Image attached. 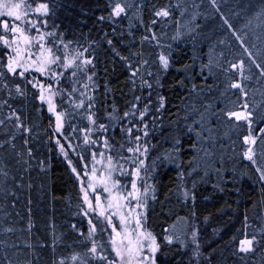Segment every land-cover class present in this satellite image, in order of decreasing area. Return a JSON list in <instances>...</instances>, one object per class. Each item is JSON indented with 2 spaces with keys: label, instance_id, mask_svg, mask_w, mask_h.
<instances>
[{
  "label": "trees",
  "instance_id": "trees-1",
  "mask_svg": "<svg viewBox=\"0 0 264 264\" xmlns=\"http://www.w3.org/2000/svg\"><path fill=\"white\" fill-rule=\"evenodd\" d=\"M116 2L126 12L102 21L100 17H109L114 7L112 0H27L32 8L48 5V13L38 16L39 25L46 45L62 62L76 52H83L79 60H92L87 71L81 72L74 64L58 70L64 75L56 83L48 82L58 92L57 110L63 115L59 132L53 115L39 99L37 83L48 78L35 71L25 72L24 77L20 71L15 76L8 73L9 49L0 41V79L12 89L9 95L0 88V102L6 100L24 127L31 129L17 134L14 141L16 152L22 154L19 162L12 157L11 145L0 147L9 177L3 186L14 193L0 198V226L15 229L0 233L4 242L0 262L114 264L107 222L94 217L96 231L89 235L82 189L72 168L82 174L91 152L105 151L120 167L118 179L129 177L123 175L134 169L132 163H125L131 145L120 131L129 121L120 123L119 118L130 110L135 96L144 98L141 110L151 96V114L146 117L149 135L141 141L149 150L139 157L144 170L138 185L143 190L151 186L145 196L143 223L158 244L156 264H264V180L257 171L258 166L264 168V139L251 145L256 163L244 157L249 147L244 137L264 128V69L253 64L254 59L264 65V0ZM161 9L169 15L155 16ZM0 35L11 37L1 24ZM161 54L168 58L166 69L159 62ZM144 60L149 63L141 67ZM240 62L243 75L240 70H223ZM137 69L140 74L133 88L130 77ZM149 72L153 74L150 78L145 75ZM141 77L153 87H140ZM234 82L243 91L233 89ZM17 85L23 95L15 92ZM89 97L95 105L91 112L97 129L91 138L101 142L95 146L84 144L85 130L93 127L86 118ZM81 98L83 107L76 108ZM245 104L253 113L251 130L247 121L227 115L245 112ZM7 115L9 108L4 107L0 118ZM109 115L117 119L109 121ZM101 123L109 126L106 134L98 131ZM13 130L6 123L0 140H8L5 132ZM105 136L115 151L104 149ZM57 140L66 146L67 156ZM121 167L127 172L122 174ZM253 236L252 251L239 252L240 240ZM94 245L97 252L91 253ZM101 255L107 259L101 262L97 259Z\"/></svg>",
  "mask_w": 264,
  "mask_h": 264
},
{
  "label": "snow or ice",
  "instance_id": "snow-or-ice-1",
  "mask_svg": "<svg viewBox=\"0 0 264 264\" xmlns=\"http://www.w3.org/2000/svg\"><path fill=\"white\" fill-rule=\"evenodd\" d=\"M27 2V0H25V3ZM112 2L114 3V7H112L111 13L109 15V17L105 18V17H100V19L103 21L105 19H112L115 17H120L122 14H124L126 12V7L125 6H121L120 2H116V0H112ZM213 3H215V0H213ZM24 5L21 3H0V9H4L5 11L0 12V15H6L7 17L10 18H14L15 21H19L21 23H23L26 27H30L33 29H38L39 25L36 21H33L31 19H28L29 16L33 15V14H47L49 11L48 5L45 3H41L39 4L34 11L31 9H26L23 13H21L19 10L23 7ZM169 15V11L166 9H161L160 11L155 12V16L159 17V16H164L167 17ZM153 23H155V21H153ZM228 21L225 20V24H227ZM3 29L5 30V33H7L8 31H10L12 33V35L15 37L17 33L20 34V37L23 38V42L27 45V46H31L33 43V40H35L36 38H28L26 36H24V29L21 28L20 26L13 24L10 28L9 23L7 21L3 22L2 24ZM49 35H54V33H49ZM45 40V36L43 34L39 35V39L36 40V42L39 44V47L41 49V52L38 56L35 57L34 60H32L31 64L32 66L39 64L40 67H37L35 70L40 72L41 74H47L51 77L54 78H58V76H63L64 73L60 72L59 74H57L56 72L51 71V66H57L59 67L62 63V66L64 69H70L74 64L75 66L81 71H87V66L92 64V60L88 59V58H84L82 60H79V57L83 56V52H76L75 55H71V59H66L65 61H61V57L56 56L53 52L52 49H47L48 52V57L45 58L44 56V49H45V45L43 43V41ZM0 41H3L4 44H9V40L5 38V35H0ZM21 42V40L19 38L14 39L12 41V43L15 44H19ZM71 43V42H69ZM107 43L109 45L112 44L111 40H108ZM64 48H68L69 45L68 44H64L63 45ZM84 51H87V49H85ZM15 55L13 57L9 58L8 64H7V72L11 73L13 76H15L17 74L18 68H20L24 61L22 59H20V57L22 55H24V53L21 51V49L19 47H17L15 50ZM29 55H35L34 53H30ZM137 57L139 58L140 54H136ZM251 55V54H250ZM124 59V58H122ZM77 61H79L77 63ZM159 62L160 64L166 69L168 67V58L161 54L159 56ZM149 61L148 60H144L143 64L141 65V67H146L148 65ZM253 64L256 65L257 68H261L264 69V65L258 64L256 63V61L253 59ZM224 71H236V70H240L241 75H243L244 72V64L243 62H240L239 64L237 63H231L230 68H224ZM0 71H2V67H0ZM29 71V68H24L23 71L19 72L20 77H24L25 72ZM139 70H133L131 73V77H130V83L133 84V88L136 87L135 84V77H137L139 75ZM76 74L73 73V76H75ZM146 77L150 78L153 74L151 72L146 73L145 74ZM261 75H264V70H262ZM244 79H247V77H244ZM88 80L91 81L92 77L89 76ZM34 87L36 85H33ZM140 87H147L148 89H151L153 87V85L151 83H149L148 79H145L144 77H141V82H140ZM43 87V86H41ZM85 88L89 87V85H85ZM231 87L233 89H241L243 91V89L241 88V84L239 82H234L231 84ZM0 88L6 89L9 92V95L12 94V89L3 82L2 79H0ZM73 92L75 91V89L72 90ZM15 92L19 95H23V91L21 89V87L19 85L16 86L15 88ZM245 95H247V93H245ZM81 97H83V93L81 94ZM44 95L41 94L39 99L41 101L44 100ZM143 97L142 96H135L134 97V102L131 103L130 105V110L125 112L123 114L122 118L120 119V123H123L125 120H128L129 123L126 127L120 128V131L122 133H124L127 137H129L127 143L131 146H128L126 151L130 154L129 157L125 158V163H132L134 165V169L129 171L127 174L132 176V182H131V190L127 192V195H124L123 193H120L116 196H112L110 197L109 201H108V205H107V210L108 212H111V210L113 208L123 211L124 207L126 204L129 205L128 208V212L125 213L123 216H121V224L122 225H128L131 223V212L134 211L135 209H133L130 206V202L132 200L137 201V208L141 207V199L142 196H146L148 194V192L150 191L151 186H146L144 188L143 194L140 192V189L137 187V181L141 179L140 173L142 170H144V160L140 159L139 157L141 156H146L149 150V147L147 144H142L141 141L144 137H147L149 135L147 128H148V121L146 120V117L148 115L151 114L150 112V108H151V96L148 97V103L144 104L143 110L140 109V104L143 101ZM84 101L81 98V102L79 104H76L75 107L76 108H81L83 107ZM159 105L160 108L164 107V98L160 97L159 99ZM4 107H8L9 108V115H7L6 117L0 118V130H3V126L7 123V124H11L12 128L14 129L13 131H11V133H7L5 132V134L9 135V139L8 140H0V147H7L9 145H11V154L12 157L19 162V160L22 158V154L16 152V146H15V139L17 137V134H21V133H30L31 129L29 128H25L24 127V122L21 120L20 116L17 114L15 109L11 108V105H9L7 103L6 100H3L2 102H0V111H2V109ZM95 105L91 103V98L89 97V104H88V110H89V115L86 117L93 125V127L91 128H87L85 130V136H84V144L87 146H95L100 144V140L99 139H93L92 134L94 131H97V129L95 128L96 126V119H95V113L91 112V109L94 108ZM160 108H157L156 111L159 112ZM244 108L246 109L245 112H229L228 118H235V120L240 121V120H244L247 121L248 125H249V129L251 130L252 128V123H253V113L251 111H247V104L244 105ZM50 111L52 110L51 108L49 109ZM129 118H131L129 120ZM57 119V131L59 132L62 128V124H61V115H57L56 117ZM117 119L116 117L109 115L108 116V120L112 121ZM141 125H143V127L141 128ZM118 125H113V128L117 127ZM108 125L105 124H99V128L98 131L99 132H103V133H107L108 132ZM141 132L142 135H135L133 138V134L135 132ZM258 138H262L264 139V128H260L259 132L256 134H253L251 131L249 132L248 136L244 137V142L245 144L249 145L248 149L246 152H244V157L249 160L252 161L253 163H256L255 160V149L253 147H251V145H255L257 143V139ZM66 139H69L66 137ZM28 141L25 140V145H27ZM57 144H60V141L57 140ZM65 145L60 144V151L62 153L65 154V156H67V152L65 151ZM67 147H72L71 144L67 145ZM103 147L106 151H115V148L113 145L109 144L107 136H105V139L103 141ZM121 149L123 150L124 145L121 144L120 145ZM28 156L29 158H31L32 153L31 150L29 149L28 151ZM93 161H95L96 158V153L93 152ZM101 157L103 158L104 153L101 152L100 153ZM83 159V157H82ZM108 162H109V174L106 178H104L101 182L104 184V192L106 193H110L113 189L117 188L119 186V182H115L112 185V188L110 189L107 184L108 181L111 180V171L113 170L114 166L112 165V157L108 156L107 157ZM125 170H123V168L121 167V172L122 174L124 173ZM257 171L260 173V179L264 180V168H260L259 166L257 167ZM73 172H76V169L73 168ZM77 175H79V173H77ZM8 172L5 170V168L3 167V158L0 157V198H6L10 195H14L13 192L11 191H6L4 188V184L8 182ZM13 184L16 183L15 180L12 181ZM88 188L91 189L92 192L96 191V187L93 184H89ZM82 190L83 189V185H82ZM185 195L187 196V193H185ZM83 200L85 202V204H87V210H84L83 214L85 216H88L90 212H93V205L91 203V201L89 200V192L87 190H84V195H83ZM101 205V198L100 195L97 194L96 195V207H100ZM2 207V206H0ZM12 207H15V202H13ZM3 213L0 212V216H2ZM99 215L102 217H105L107 220V224L109 226H112V231L113 233H116V235H120V233L117 232V228L116 226L113 224V219H114V215L115 213L106 215L105 211H100ZM136 227L140 228L141 226V219L139 217V215H137L136 217ZM89 224L91 225L90 231H89V235L91 236L95 231H96V226L94 224H92V221L89 220ZM73 228H75V225H73ZM15 231V229L13 228H3L2 226H0V233H7V232H13ZM132 235H136L135 232L128 234V238L125 242V240H121L120 245L116 244L115 238H113L112 243H113V250L116 253L117 257H121L122 259L125 256V252H127V256L129 258L131 257H136L138 258V260H140L141 262L143 261H147L149 260L148 256H143L141 255V253L144 251L145 247H146V242L148 237H144V239L142 240L140 238L139 235H137L136 240L134 241L133 239H131L130 237ZM151 234H149L150 236ZM193 235H195V233H193ZM152 243L151 245H147L148 250L151 253H155L157 251L158 248V244L155 241V237H152ZM3 241L0 240V245H3ZM169 243H171V239L169 238ZM240 247L238 249L239 252H243V253H247L252 251V246L255 243V237L253 236L252 239H242L240 240ZM30 246V245H29ZM91 253H96L97 252V247L94 245L91 248ZM73 260H76L77 257L73 256L72 257ZM97 259H99L101 262L104 261L105 259H107L106 256H99L97 257ZM0 264H2V262H0ZM59 264H64V261H60ZM152 264H155V261H152Z\"/></svg>",
  "mask_w": 264,
  "mask_h": 264
},
{
  "label": "rangeland",
  "instance_id": "rangeland-1",
  "mask_svg": "<svg viewBox=\"0 0 264 264\" xmlns=\"http://www.w3.org/2000/svg\"><path fill=\"white\" fill-rule=\"evenodd\" d=\"M0 3H8V4L21 3L24 5L19 10L21 13H23L26 9H31L34 11V9L36 8V7L35 8L30 7L27 4V2L25 3V0H0ZM3 11H5V10L0 9V12H3ZM39 15H42V14H33V15L29 16L28 19L36 21L39 25V20H38ZM5 21H7L9 23L10 28L13 24H16V25L20 26L21 28H23L24 29V36H26L30 39L36 38L35 40H33V43L31 46H27L23 42V38L20 37L19 33H17L16 36L14 37L12 35V33L9 31L11 33V37L6 38L9 40V44H7L6 46L9 49V58L13 57L15 55L14 50L17 47H19L21 49V51L24 53V55H22L20 57V59H22L24 61V63L20 68H18V71H23L24 68H29V71L38 72L35 69L37 67H40V65L37 64V65L32 66L31 62L41 52L39 44L36 42V40L39 39V35H41V34H43L45 36L44 31L41 30L40 25H39L38 29H33L30 27H26L23 23H21L19 21H15L14 18L7 17L6 15H0V24L2 25L3 22H5ZM17 38H19L21 40V42L18 45L15 43H12V41L14 39H17ZM43 43L45 45L44 56H45V58H47L48 57L47 49H49V47L46 45L45 40L43 41ZM30 53H34L35 55H29ZM9 58H8V61H9ZM59 69H64L62 64L59 67L51 66V71L56 72L57 74H59V71H58ZM38 73H40V72H38ZM42 75H44L48 79H47V81H41V82L37 83V88L39 90V96L41 94L44 95L45 98H44L43 102L46 105L48 112L53 115V117L55 119L56 129H57L56 117H57V115H61V124L63 126V115L61 112H59L57 110L56 98H57L58 92H57L56 88L48 82L52 80L53 83H56L58 78L51 77L47 74H42ZM41 86H43V87H41ZM50 108L52 109L51 111L49 110ZM240 112H244V111H240ZM93 152L96 153V158H95L96 162L93 161V155H92ZM93 152H91V157H90L89 162L84 165L83 173L77 175V172H75V174L79 180L81 189H82V185H83V189L87 190L89 192V200L91 201V203L93 205L94 211L90 212L89 215L87 216V218L92 221V219L94 217H100L101 219H103L107 222L105 217H102L99 215V212L105 211L106 215L115 213L114 219H113V224L116 226L117 232L120 233V235H116V233H113L112 226L108 225L110 227V230H111V238H110L111 249H112L114 256L116 258V260L114 261V264H152V261L153 260L155 261V254L157 251L155 253H151L147 247V245H151V243H152L151 238L153 236L152 235L149 236V234H151V233L144 227V223H143L144 215H145L146 197L142 196V199L140 201L142 206L139 208H137V201L132 200L130 202V206L133 209H135L134 211L131 212V223L128 225H122L120 218H121V216H123L125 213L128 212L129 205L126 204L123 211H120V210L113 208L111 210V212H108L107 205H108V201H109L110 197L116 196L120 193L127 195V192L131 190L132 176L128 174L129 177H126L124 179V181H120L117 177V174H116V172L119 171L120 167H118L117 162H114V160L112 159V165L114 166V168L111 171V180L108 181L107 186L111 189L112 185L117 181L119 182V186L117 188L113 189L110 193L104 192V184L101 181L104 178H106L109 174V162L107 159V157L109 155H107L105 151H100V152L93 151ZM101 152L104 153L103 158L100 155ZM123 170H125V169H123ZM124 172H127V171H124ZM125 176H127V173H124L123 177H125ZM89 184L95 185V187H96L95 192H92L91 189L88 188ZM137 187L140 189V192L143 194L144 190L142 189V187H140L138 185V181H137ZM84 190H82V195H84ZM97 194H99L100 198H101L100 207H96V195ZM83 202H84V200H83ZM84 210H87V204H85V202H84ZM137 215H139V217L141 219L140 228H137L136 223H135ZM133 232H135L136 235H132L130 238L133 239L134 241L136 240L137 235H139L142 240L144 239V237H148L147 242H146V247H145L144 251L141 253V255L148 256L149 260L141 262L136 257L129 258L127 256V252H125V256L123 259L121 257L116 256V253L113 250V243H112L113 238H115L116 244L120 245L121 240L123 239L126 242V240L128 238V234L133 233ZM167 239H168V237H167ZM155 241H156V239H155ZM155 264H156V262H155Z\"/></svg>",
  "mask_w": 264,
  "mask_h": 264
}]
</instances>
